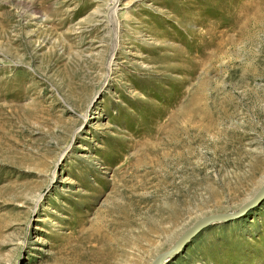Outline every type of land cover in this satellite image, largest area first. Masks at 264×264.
Returning <instances> with one entry per match:
<instances>
[{
  "label": "rangeland",
  "instance_id": "374dc122",
  "mask_svg": "<svg viewBox=\"0 0 264 264\" xmlns=\"http://www.w3.org/2000/svg\"><path fill=\"white\" fill-rule=\"evenodd\" d=\"M0 115V264H149L264 183V0H0ZM164 264H264V200Z\"/></svg>",
  "mask_w": 264,
  "mask_h": 264
},
{
  "label": "water",
  "instance_id": "95a60500",
  "mask_svg": "<svg viewBox=\"0 0 264 264\" xmlns=\"http://www.w3.org/2000/svg\"><path fill=\"white\" fill-rule=\"evenodd\" d=\"M264 200V183L255 191V193L242 203L237 209L227 212H216L202 216L189 225L169 246L168 249L157 253L149 264H164L171 257L176 255L185 245L200 231L209 225L237 219L246 214L250 209L259 205Z\"/></svg>",
  "mask_w": 264,
  "mask_h": 264
},
{
  "label": "bare ground",
  "instance_id": "6f19581e",
  "mask_svg": "<svg viewBox=\"0 0 264 264\" xmlns=\"http://www.w3.org/2000/svg\"><path fill=\"white\" fill-rule=\"evenodd\" d=\"M3 110V109H2ZM1 116V115H0ZM2 129V128H1Z\"/></svg>",
  "mask_w": 264,
  "mask_h": 264
}]
</instances>
